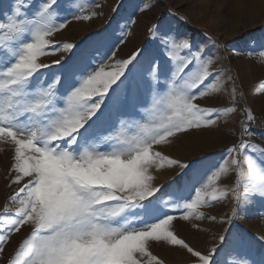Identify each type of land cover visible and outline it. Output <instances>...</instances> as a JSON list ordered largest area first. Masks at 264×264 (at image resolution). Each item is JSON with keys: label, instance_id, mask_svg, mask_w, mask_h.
I'll list each match as a JSON object with an SVG mask.
<instances>
[{"label": "snow or ice", "instance_id": "6c2138e0", "mask_svg": "<svg viewBox=\"0 0 264 264\" xmlns=\"http://www.w3.org/2000/svg\"><path fill=\"white\" fill-rule=\"evenodd\" d=\"M153 6L140 0L134 11ZM122 7L119 0L112 9L115 23L83 46L50 39L69 17L88 21L96 15L77 11L74 0H9L0 10V145L13 151L11 183L27 178L10 197L14 209L0 211V253L22 227L31 229L7 264H164L150 251L153 243L186 250L194 264H217L220 248L195 250L176 234L177 217L170 213L178 211L189 222L215 220L201 209L229 194L234 215L241 206L264 201V149L244 139L255 135L249 109L239 139L220 161L174 159L155 150L191 130L227 123L239 102L235 80L221 79L224 73L213 70L205 47L167 25L149 28L151 51L137 49L127 59L109 56L128 34L123 29L135 22L134 13H121ZM58 52L71 55L51 64L41 60ZM258 55L264 60V49ZM105 57L112 62L102 63ZM228 83L232 106L197 103L225 91ZM164 168L180 169L168 186L172 202H163L169 211L161 207L162 188L153 175ZM232 172L233 186L220 187L219 180ZM219 241L230 258H239L229 264H264V252L250 251L239 235L226 233Z\"/></svg>", "mask_w": 264, "mask_h": 264}, {"label": "rangeland", "instance_id": "374dc122", "mask_svg": "<svg viewBox=\"0 0 264 264\" xmlns=\"http://www.w3.org/2000/svg\"><path fill=\"white\" fill-rule=\"evenodd\" d=\"M74 2L80 6L77 11L82 9L83 14L95 12L96 15L88 21H76L69 17L67 27L50 38L54 44L73 43L83 46L94 39L95 33L104 31L110 21L115 23L112 18L116 14L112 9L117 6L119 0H74ZM139 2L140 0H123L121 13H134L132 19L135 22L129 23L123 29L128 34L124 37L123 43L118 42L112 48L109 56L114 52L115 59H127L137 49L144 48L151 51L155 45L149 28L153 25H167L178 37L189 38L195 46L205 47L207 54L215 61L213 70L224 73L221 79H227L229 76L234 78L239 101L235 105L236 112L229 115L227 123L221 121L218 127L211 130H191L170 145L154 146L155 150L174 159L206 157L205 164L220 161L225 149L236 143L240 137L241 123L247 115L245 109L251 110L255 117L254 123L259 121L260 125L254 127L250 124L249 127L255 135L245 136L244 139L264 149V90L260 87L264 84V60L258 55L259 51L264 49V0H144L145 3L151 2L154 6L145 12L134 11V4ZM8 3L9 0H0V10L7 7ZM116 27V35H120L122 30L119 25ZM249 51L256 54L249 56L247 54ZM70 55L71 53L58 52L54 56L41 57V60L51 64L61 56L67 59ZM101 62L112 61L105 57ZM58 67L59 65H53L54 69ZM231 89L232 84L228 83L225 85V91L211 99L199 100L197 103L201 107H230L232 106L229 95ZM190 137L203 141L197 143L192 141L187 144L185 146L187 153L184 155L173 151L177 141L186 142L185 140ZM0 148L3 149L0 151V211L5 206L13 210L15 206L11 203L10 197L27 183V178L21 184L11 183L15 175L14 172H10L13 151L8 145H0ZM160 170V173L153 171L156 177L154 183L162 188L158 193L161 207L169 211L163 202H172L169 195L171 188L168 186L180 174V169ZM235 179V173L232 172L227 177H222L218 184L222 188H230ZM192 194L194 195V189ZM235 207V202L229 194L211 207L201 209L205 217H215V220L205 218L189 222L179 219L178 211L170 214L177 217L173 222L174 230L181 239L203 254H207L213 246L220 248L219 253L214 257L217 264H229L230 259L234 262L239 258H230L227 254L228 247L221 246L219 237L226 233L230 238L237 235L242 237L250 251L255 254L264 252V201L257 199L250 207L241 206L240 211L234 215ZM30 231V227H22L20 232L10 237L5 251L0 253V264H7L8 259ZM150 251L163 260L164 264H194L195 258L179 247L153 243Z\"/></svg>", "mask_w": 264, "mask_h": 264}, {"label": "bare ground", "instance_id": "6f19581e", "mask_svg": "<svg viewBox=\"0 0 264 264\" xmlns=\"http://www.w3.org/2000/svg\"><path fill=\"white\" fill-rule=\"evenodd\" d=\"M186 142H183V140H181V141H177L176 142V144H177V146H174L173 147V151L175 152V153H177V154H180V155H184V154H186L187 153V150H186V147L185 146H187V144L189 145L192 141H195L196 143L197 142H200V141H203V139H201V140H197V139H195V138H192V137H190V138H188L187 140H185ZM160 171L161 170H159V171H155V173H160ZM162 174V173H161Z\"/></svg>", "mask_w": 264, "mask_h": 264}, {"label": "built area", "instance_id": "2783aa9c", "mask_svg": "<svg viewBox=\"0 0 264 264\" xmlns=\"http://www.w3.org/2000/svg\"><path fill=\"white\" fill-rule=\"evenodd\" d=\"M252 125H253L254 127H258V126L260 125V122H259V121H256L255 123H252Z\"/></svg>", "mask_w": 264, "mask_h": 264}]
</instances>
